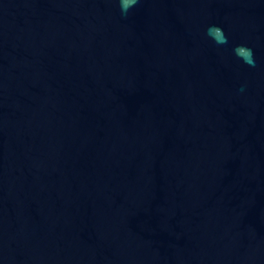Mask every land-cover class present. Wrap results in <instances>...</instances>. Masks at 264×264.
<instances>
[{"label":"water","instance_id":"1","mask_svg":"<svg viewBox=\"0 0 264 264\" xmlns=\"http://www.w3.org/2000/svg\"><path fill=\"white\" fill-rule=\"evenodd\" d=\"M0 264H264V0H0Z\"/></svg>","mask_w":264,"mask_h":264}]
</instances>
